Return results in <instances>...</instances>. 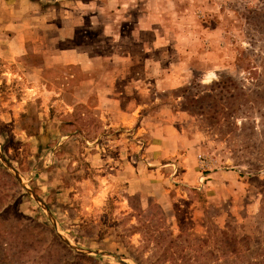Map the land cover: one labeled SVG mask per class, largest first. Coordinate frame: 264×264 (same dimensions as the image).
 I'll return each instance as SVG.
<instances>
[{"label":"rangeland","instance_id":"1","mask_svg":"<svg viewBox=\"0 0 264 264\" xmlns=\"http://www.w3.org/2000/svg\"><path fill=\"white\" fill-rule=\"evenodd\" d=\"M102 1L0 0V264L255 258L264 247V0H117L130 21L119 48L146 58L145 78L119 90L129 122L103 120L88 104L67 111L46 93L78 81L74 69L73 82L62 66L46 69L48 51L91 43L64 20ZM148 26L156 37L132 43V28ZM231 236L245 255L229 253Z\"/></svg>","mask_w":264,"mask_h":264},{"label":"crops","instance_id":"2","mask_svg":"<svg viewBox=\"0 0 264 264\" xmlns=\"http://www.w3.org/2000/svg\"><path fill=\"white\" fill-rule=\"evenodd\" d=\"M106 1L110 8L109 12L103 15L100 5ZM102 2L99 7H94L98 11L92 10L90 12L92 4L87 3L85 8L79 9V15H73L74 21L71 17L68 21L64 20L66 26L70 27L71 34L74 33V27L80 24L83 27L81 31L83 40L91 43H88L86 49H75L72 45L66 47V50L58 51V53L48 51L45 57V68L53 69L62 66L67 70V75L63 79L71 80V82L75 80L74 74L71 73V70L74 69L78 74V81L68 86L65 83V88L61 87L56 90L49 88L46 93H51L55 97L54 104L63 103L67 111L71 112L75 106H87L88 104L91 106L88 109L96 111V114L103 120L129 122L134 119L132 109L128 107L131 100H124L129 98L127 96L120 99V92L122 90L127 92V87L132 81L145 78L142 71L146 66V58H138L140 59L138 60L127 49L119 48V40L122 38L119 26L127 25L130 22L126 18L128 13L126 16L123 15L124 11L121 7L124 5L118 3L117 0H104ZM131 21H134L136 25L139 23V20ZM93 28H99V37L92 35ZM140 34H149L151 37L153 34L156 37V30L152 26L136 29L133 27L132 31L128 33V38L131 39L132 43L143 45L144 43L139 38ZM69 39L71 40V38ZM63 40L67 41L68 39L64 37ZM103 42H107V45H101ZM137 63L140 64L141 68L139 77L132 73L133 67ZM121 81L126 85L118 86V82ZM120 103L121 106L119 107ZM125 104L129 110L123 108Z\"/></svg>","mask_w":264,"mask_h":264},{"label":"trees","instance_id":"3","mask_svg":"<svg viewBox=\"0 0 264 264\" xmlns=\"http://www.w3.org/2000/svg\"><path fill=\"white\" fill-rule=\"evenodd\" d=\"M235 238H232V236L229 238V246L231 247L229 250V253L233 255L234 257H241L245 253H247V249H244V251H239L234 245L236 244ZM233 257V258H234ZM245 262L244 264H264V247L260 250L259 254L255 258H249L248 256H245Z\"/></svg>","mask_w":264,"mask_h":264}]
</instances>
